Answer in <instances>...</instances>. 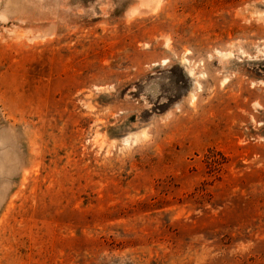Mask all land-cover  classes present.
Here are the masks:
<instances>
[{"label": "rangeland", "instance_id": "1", "mask_svg": "<svg viewBox=\"0 0 264 264\" xmlns=\"http://www.w3.org/2000/svg\"><path fill=\"white\" fill-rule=\"evenodd\" d=\"M0 264H264V0H0Z\"/></svg>", "mask_w": 264, "mask_h": 264}]
</instances>
